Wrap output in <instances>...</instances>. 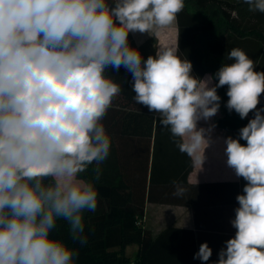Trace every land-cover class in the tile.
I'll return each instance as SVG.
<instances>
[{
  "label": "clouds",
  "instance_id": "9594fccd",
  "mask_svg": "<svg viewBox=\"0 0 264 264\" xmlns=\"http://www.w3.org/2000/svg\"><path fill=\"white\" fill-rule=\"evenodd\" d=\"M244 3L264 13V0ZM184 7V0H0V264H75L78 253L50 234L63 219L73 239L86 242L83 212L96 210L98 193L78 177L110 152L102 120L121 87L109 67L132 74L135 102L157 113L189 156L207 146L208 130L197 124L217 115L218 88L227 86L230 112L254 113L239 139L225 140L227 166L246 184L236 197L235 236L216 264H264V71L232 48L231 63L200 79L176 48L144 60L128 42L130 32L158 35ZM211 256L203 243L194 259L206 264Z\"/></svg>",
  "mask_w": 264,
  "mask_h": 264
},
{
  "label": "trees",
  "instance_id": "16d2710c",
  "mask_svg": "<svg viewBox=\"0 0 264 264\" xmlns=\"http://www.w3.org/2000/svg\"><path fill=\"white\" fill-rule=\"evenodd\" d=\"M184 4L176 19V49L192 63L193 76L201 79L208 72L214 76L224 63L232 62L226 59L232 48L242 49L255 70L264 71V13L249 11L244 0H184ZM219 20L224 28L216 35ZM106 75L121 87L102 120L116 145L101 164L94 162L78 177L92 182L98 193L96 210L83 214L86 242L73 239L63 219L50 235L78 253L75 264H178L170 253L177 229L167 228L153 239L140 221L147 201L181 202L174 195L173 181L186 185L192 159L179 151L177 138L160 125L158 114L135 102L130 72L109 67ZM227 90V86L217 89L223 113L217 124L239 139L248 118L227 109ZM258 108L264 109V95ZM249 116L254 118V113ZM240 143L246 145L242 139ZM130 244L138 246L133 257L125 253Z\"/></svg>",
  "mask_w": 264,
  "mask_h": 264
},
{
  "label": "crops",
  "instance_id": "0c3cea01",
  "mask_svg": "<svg viewBox=\"0 0 264 264\" xmlns=\"http://www.w3.org/2000/svg\"><path fill=\"white\" fill-rule=\"evenodd\" d=\"M177 38L175 21L170 27L160 30L158 35L130 32L128 42L146 60L149 56H155L160 48H177ZM207 76L212 74L205 73L201 79ZM114 99L117 100V96ZM221 117L222 111L219 108L217 115L209 121L200 120L197 124L198 128L208 130L205 134L208 143L205 148L190 156L192 169L183 186L185 193L179 197L181 202L147 201L144 205L140 224L150 232L151 238H156L167 228L177 229L170 253L178 264H204L194 259L203 243L212 249V256L206 264H216L219 252L226 247L225 242L236 233L231 221L235 219V209L239 207L236 197L243 194L246 181L242 177L238 178L234 170L227 166L225 140L236 137L234 132L218 126L217 121ZM247 118L249 122L251 117L248 115ZM114 145L116 142L111 138V147ZM137 249L136 244H130L126 246L125 253L133 257Z\"/></svg>",
  "mask_w": 264,
  "mask_h": 264
},
{
  "label": "rangeland",
  "instance_id": "374dc122",
  "mask_svg": "<svg viewBox=\"0 0 264 264\" xmlns=\"http://www.w3.org/2000/svg\"><path fill=\"white\" fill-rule=\"evenodd\" d=\"M223 28H224V24H222V22H220V20H219V22L217 24L216 35H220L222 33ZM222 115H223V113H222ZM83 214H84V212H83Z\"/></svg>",
  "mask_w": 264,
  "mask_h": 264
}]
</instances>
